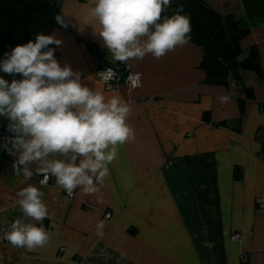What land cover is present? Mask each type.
Wrapping results in <instances>:
<instances>
[{
  "label": "crops",
  "instance_id": "1",
  "mask_svg": "<svg viewBox=\"0 0 264 264\" xmlns=\"http://www.w3.org/2000/svg\"><path fill=\"white\" fill-rule=\"evenodd\" d=\"M27 1L24 11L8 15L19 20L22 12L28 19L44 14L41 0ZM206 2L250 27L240 42L242 57L255 45L264 68V1ZM58 15L67 26L48 25L45 34L62 42L51 47L54 57L61 67L79 72L84 86L127 102L135 138L118 147L98 192L77 188L72 197L55 177L38 183L42 174L35 164L29 166L30 179L16 175L15 133L11 130L8 143L0 138V264H264V81L243 73L253 99L238 93L229 74L225 84L209 82L200 66L202 48L188 40L159 60L151 55L129 60L141 73L140 87L121 84L108 90L95 72L117 61L98 33V19L60 10ZM88 41L104 49V62L89 54ZM0 77L9 83L22 79L19 74ZM225 95L230 100L221 103ZM238 97L246 100L239 129L234 126L241 115ZM205 111L209 122L202 117ZM10 123L0 116V132ZM28 185L43 192L48 209L43 221L25 217L16 203L17 193ZM16 219L43 227L48 242L31 251L4 242L3 233ZM98 224L103 225L99 231ZM234 231L240 240L231 238Z\"/></svg>",
  "mask_w": 264,
  "mask_h": 264
},
{
  "label": "clouds",
  "instance_id": "2",
  "mask_svg": "<svg viewBox=\"0 0 264 264\" xmlns=\"http://www.w3.org/2000/svg\"><path fill=\"white\" fill-rule=\"evenodd\" d=\"M170 4L171 0H96L90 15L98 19V33L114 60H143L147 55L159 60L186 44L191 31L189 18L181 12L163 15ZM57 21L67 26L61 17ZM61 43L52 35L38 34L35 42L5 53L0 71L22 79L9 83L0 77V116L10 119L9 128L15 133L16 175L30 179L29 166L35 164L45 177L42 183L51 176L69 196L77 188L93 194L109 176L108 166L117 157L118 147L135 138L128 123L132 108L119 96L108 98L84 86L81 74L71 67H61L55 49L48 47ZM219 100L228 102L230 97ZM56 155L68 159L51 158ZM17 196L25 217L34 221L47 217L43 192L36 186L24 187ZM102 227L98 224V231ZM6 239L14 247L31 251L43 247L49 235L43 227L16 219Z\"/></svg>",
  "mask_w": 264,
  "mask_h": 264
},
{
  "label": "trees",
  "instance_id": "3",
  "mask_svg": "<svg viewBox=\"0 0 264 264\" xmlns=\"http://www.w3.org/2000/svg\"><path fill=\"white\" fill-rule=\"evenodd\" d=\"M176 12H181L189 18L191 31L188 40L202 48L200 66L206 73V79L213 84H225L226 76L229 74L238 85V93H244L246 99H253L252 87L245 84L243 73L251 72L258 80L264 81V68L261 66L255 45L250 46L242 57L245 51L240 42L249 33L250 27L232 13L221 14L206 0H171L170 6L163 15L171 16ZM37 35H32L31 31H24L22 38H19L13 31H0V62L6 58L5 53H10L15 46L29 41L35 42ZM48 47L51 48L53 45ZM89 47L90 51H94L93 45L89 44ZM97 52L104 57L105 51L97 50ZM4 74L6 73L0 71V75ZM245 98L237 99L241 111V115L234 122L237 129L242 122ZM202 117L205 121H210L208 111H205ZM217 124L226 123L220 121Z\"/></svg>",
  "mask_w": 264,
  "mask_h": 264
},
{
  "label": "rangeland",
  "instance_id": "4",
  "mask_svg": "<svg viewBox=\"0 0 264 264\" xmlns=\"http://www.w3.org/2000/svg\"><path fill=\"white\" fill-rule=\"evenodd\" d=\"M27 2L29 1L0 0V22L3 23L0 25V31H13L19 38H22L23 32L27 29L31 31L32 35H45L50 23L52 26L54 25V27H56L57 24L62 25L57 21L59 10L63 13H65V11L67 13L68 11L74 15L79 14V17L90 18L89 16H83L82 14L87 13L90 15L91 9L95 6L96 0H57L55 7V0H41L42 5L46 8L44 14L36 17L32 16L31 19H28L26 12L18 14L20 16V18H18L19 20H17L15 15L9 16L11 14L7 13L16 10L24 11L23 3ZM87 43L94 46V51H90V47L87 45V47H89V54L93 57H99L98 59L101 62H104L103 59H101L102 55L97 52V50L104 51V49L91 41H88Z\"/></svg>",
  "mask_w": 264,
  "mask_h": 264
},
{
  "label": "built area",
  "instance_id": "5",
  "mask_svg": "<svg viewBox=\"0 0 264 264\" xmlns=\"http://www.w3.org/2000/svg\"><path fill=\"white\" fill-rule=\"evenodd\" d=\"M17 1H23V0H17ZM96 77L97 79L108 89V90H116L121 84L126 85L130 89H135L140 87L141 85V73L138 71H135L133 69V66L130 62H115L111 64H105L101 65L96 69ZM11 129L6 128L2 132H0V138L8 143L9 142V135H10ZM50 179L46 180V182L42 183V181H45L44 175H41L37 178V182L41 184H46ZM67 193V192H66ZM69 196V195H68ZM73 194L69 197H72ZM106 217H110V214L107 213ZM8 231H5L2 235V240L6 243H9L6 239V233ZM231 238L233 240H240L241 235L239 232H232ZM244 257V253H240V258Z\"/></svg>",
  "mask_w": 264,
  "mask_h": 264
},
{
  "label": "water",
  "instance_id": "6",
  "mask_svg": "<svg viewBox=\"0 0 264 264\" xmlns=\"http://www.w3.org/2000/svg\"><path fill=\"white\" fill-rule=\"evenodd\" d=\"M39 12H40V8L35 9V11H34V15L39 14Z\"/></svg>",
  "mask_w": 264,
  "mask_h": 264
}]
</instances>
